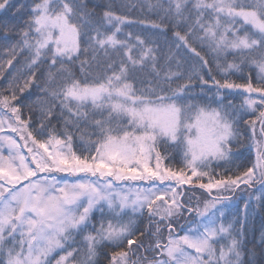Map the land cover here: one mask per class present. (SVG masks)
Here are the masks:
<instances>
[{"label":"snow or ice","instance_id":"snow-or-ice-1","mask_svg":"<svg viewBox=\"0 0 264 264\" xmlns=\"http://www.w3.org/2000/svg\"><path fill=\"white\" fill-rule=\"evenodd\" d=\"M95 7L0 0V264H258L224 207L264 211V0L149 5L167 53Z\"/></svg>","mask_w":264,"mask_h":264},{"label":"trees","instance_id":"trees-1","mask_svg":"<svg viewBox=\"0 0 264 264\" xmlns=\"http://www.w3.org/2000/svg\"><path fill=\"white\" fill-rule=\"evenodd\" d=\"M28 2H30V0H28ZM86 2L88 3L90 8H93L94 6H98L94 8V10L98 15L102 14V12L105 10L106 7L111 6L112 10L117 15L128 17V20L131 23L126 22L124 25H121L122 32L117 34L120 38H124L126 34L129 32L133 33L134 35L135 34H140L141 36L148 35L155 42L154 46H158L161 52L167 53L169 45L172 40L171 30H168L167 33L164 34L160 30L153 29L151 25L147 23L148 21H152V20L159 22L158 17L159 15H162V13L159 12L158 8L149 7V5L155 6L158 3H165L166 6V0H86ZM249 2H251V0H249ZM141 20H144L145 24H140L139 21ZM0 58H6V54L2 51V49H0ZM173 70H175L174 65H173ZM249 72L251 73L253 79L255 80V78L257 77V69H255L254 67L245 68L244 75L247 76ZM232 79H236V76H233ZM3 84L4 81H0V86H2ZM196 91H199V89L197 88ZM241 100H242L241 96H236L234 99V103L239 104ZM24 116L25 117L28 116L27 110L24 111ZM33 119L35 121L36 117H34ZM241 139H242V146H239L238 148H234V151H239L243 153V156L241 157V159L236 160L235 163L247 164L249 160L254 161L255 149L252 148L251 150H249L250 141L246 136L242 137ZM74 143L78 144L79 141H75ZM178 162H179V157H176L173 163L178 166ZM229 167H232L233 171H236L235 165H229ZM254 187L255 189H253L252 191L250 189H243L242 186L243 190H240L235 195L237 196L240 194L241 196V199L239 200V204H236L235 206L226 205L224 207V213H225L224 222L226 224L229 222H235L237 219H243L245 214L244 205L246 201H249L251 195L252 199H251L250 207L247 210V225H246V236L248 241H252L254 238L255 240L258 241L261 231L264 230V211H261L256 207V201L254 199L255 195L259 194L258 192H256V188H258L259 185H256ZM196 195L199 196L200 193L197 192ZM248 247H252V244L249 243ZM257 261L258 264H264V260H261L259 256H257Z\"/></svg>","mask_w":264,"mask_h":264},{"label":"rangeland","instance_id":"rangeland-1","mask_svg":"<svg viewBox=\"0 0 264 264\" xmlns=\"http://www.w3.org/2000/svg\"><path fill=\"white\" fill-rule=\"evenodd\" d=\"M4 133H0V135H3ZM61 175H63V174H61ZM239 200V199H238ZM232 210H233V207H232Z\"/></svg>","mask_w":264,"mask_h":264}]
</instances>
